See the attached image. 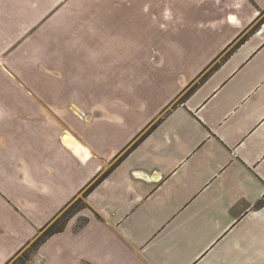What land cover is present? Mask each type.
I'll use <instances>...</instances> for the list:
<instances>
[{
	"label": "crops",
	"instance_id": "obj_1",
	"mask_svg": "<svg viewBox=\"0 0 264 264\" xmlns=\"http://www.w3.org/2000/svg\"><path fill=\"white\" fill-rule=\"evenodd\" d=\"M264 264V0H0V264Z\"/></svg>",
	"mask_w": 264,
	"mask_h": 264
},
{
	"label": "rangeland",
	"instance_id": "obj_2",
	"mask_svg": "<svg viewBox=\"0 0 264 264\" xmlns=\"http://www.w3.org/2000/svg\"><path fill=\"white\" fill-rule=\"evenodd\" d=\"M77 208V207H80V202L79 200L73 202L70 206H68V208H66L62 214L56 219V221H53L47 228H45L44 231H46L48 228H50L53 224H55L56 222H58L65 213H67L68 211H70L72 208ZM44 232H41V234L38 235L41 236ZM37 237V238H38ZM37 238L35 239V241L37 240ZM34 241V242H35ZM33 242V243H34ZM33 243L31 245H29L23 252H21L10 264H21L23 262H26L28 261L29 259L32 258V256L34 255V248L32 247L33 246Z\"/></svg>",
	"mask_w": 264,
	"mask_h": 264
},
{
	"label": "trees",
	"instance_id": "obj_3",
	"mask_svg": "<svg viewBox=\"0 0 264 264\" xmlns=\"http://www.w3.org/2000/svg\"><path fill=\"white\" fill-rule=\"evenodd\" d=\"M80 202V206H82V201L79 200ZM78 208V207H77ZM76 207L75 208H72L70 211H68L67 213H65L63 215V217L58 221L56 222L55 224H53L50 228H48L41 236H39L37 238V240L33 243V248H34V251L36 250V248L38 247V245L44 241L47 237H49L50 235H52L53 233L55 232H58L60 230L63 229V226L65 224V222L67 221L68 217L71 215V213L77 209ZM24 263V262H23ZM21 263V264H23Z\"/></svg>",
	"mask_w": 264,
	"mask_h": 264
}]
</instances>
